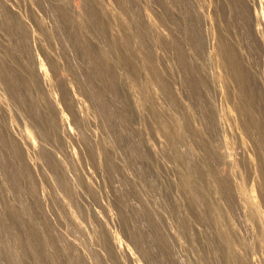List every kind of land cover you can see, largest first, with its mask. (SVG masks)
Segmentation results:
<instances>
[{
  "label": "rangeland",
  "instance_id": "obj_1",
  "mask_svg": "<svg viewBox=\"0 0 264 264\" xmlns=\"http://www.w3.org/2000/svg\"><path fill=\"white\" fill-rule=\"evenodd\" d=\"M0 264H264V0H0Z\"/></svg>",
  "mask_w": 264,
  "mask_h": 264
}]
</instances>
